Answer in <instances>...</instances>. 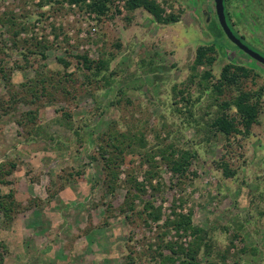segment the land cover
I'll return each instance as SVG.
<instances>
[{
    "label": "rangeland",
    "instance_id": "1",
    "mask_svg": "<svg viewBox=\"0 0 264 264\" xmlns=\"http://www.w3.org/2000/svg\"><path fill=\"white\" fill-rule=\"evenodd\" d=\"M126 1L110 0L109 14L99 18L67 0H0V66L18 91L9 105L13 96L0 81V99L11 106L0 109V164L16 163L2 191H14L21 204L10 221L0 215V254L6 264H182L164 260L174 255L164 244L188 249L196 240L163 227L177 212L192 214L207 234L202 263L264 264V65L218 34L215 0H157L166 14L180 16L169 24L143 8L128 11ZM228 10L235 31L264 54V0H228ZM8 16L27 28L18 45ZM212 43L216 61L198 68L212 70L211 82L228 63L254 70L241 83L260 96L248 133L226 136L211 126L236 87L218 98L191 82L198 47ZM78 55L110 59L108 80L90 74ZM38 75L49 78L47 94L32 103L23 84ZM37 109L36 124L18 123ZM122 133L134 141L116 163L111 191L105 162L117 156L109 143ZM162 141L196 156L181 179L156 154L150 184L145 156ZM135 179L146 184L139 198ZM150 200L162 208L157 222L145 209Z\"/></svg>",
    "mask_w": 264,
    "mask_h": 264
},
{
    "label": "trees",
    "instance_id": "2",
    "mask_svg": "<svg viewBox=\"0 0 264 264\" xmlns=\"http://www.w3.org/2000/svg\"><path fill=\"white\" fill-rule=\"evenodd\" d=\"M71 4L78 3L86 7L90 12L96 13L99 18L106 17L110 11V0H67ZM126 8L128 11L133 12L139 8H143L148 11L156 21L169 24L175 23L180 20V16L175 13L166 14L165 9L157 0H127ZM226 11L228 18L232 25L234 26L231 18L230 11L228 10V0H226ZM14 17V16H13ZM13 17H7L4 20L9 23V28L12 34L13 44L18 45L20 43L18 35L21 30H27L26 26L18 28L15 24ZM222 31V32H221ZM224 33L221 26L219 25L218 34L221 35ZM225 34V33H224ZM244 39V37L242 36ZM45 46H39L40 53L42 56H45ZM217 45L212 44H202L198 47L196 51V57L193 65L191 66V82L199 80L200 86L203 90H211L212 94H215L218 98L223 95L226 87H236L239 91V94L232 101H223L219 105L221 109L217 116L213 119L211 126L217 132H221L226 136L232 134H241L248 133L254 123L258 120L259 110H260V96L257 92L245 91L241 87L243 79H246L253 73V69L240 66L235 63H228L223 67L221 75L215 81L211 82L213 78L212 70H206L202 74L198 73V68L200 66H213L216 61ZM27 56V55H26ZM79 63L83 65V68L86 69L93 76H101L105 80L108 78L105 71H108L110 66V59L101 58L100 60H92L87 55H78L77 56ZM64 62L65 66H69V62L61 59ZM103 73V74H102ZM68 75V74H66ZM89 77V76H88ZM47 76H39L30 80L31 86L23 84L25 87V93L28 94L30 91L33 99L32 103H37V100L40 99L41 95L47 94V87L45 86L48 81ZM5 81V86L7 87V93L9 96H13L8 101L9 105H12L11 99H15L17 92L15 89L12 91L11 86V74L7 70L5 65L0 66V81ZM61 79H57V83ZM108 80V79H107ZM195 81V82H196ZM61 86V84H57ZM41 88V90H40ZM24 90V89H23ZM7 95V97H9ZM14 101V100H13ZM7 99H0V109H3L4 112H7L11 106H7ZM232 108L236 109L235 114L231 113ZM37 110H29L24 114L27 117L26 120H18V123L23 127L25 125L36 124V119L38 117ZM23 116V117H24ZM144 140V143L148 144L144 136L141 137ZM134 138L133 136H127L126 134H116L113 139L110 140V146L113 148V152L117 154L116 157L112 156L106 160L104 159L105 167L107 169V176L109 183L107 187L114 191L119 179V174L116 172V163L119 161L120 156L125 152L130 150L133 146ZM153 150L150 154L146 153L145 160L149 163V170L147 171V176L145 181L152 184L153 179L157 176L158 171L154 169L153 158L157 154L167 162L170 170L174 175L179 176L181 179L187 177L190 166L196 156L195 152L186 149H180L175 147L174 144H166L165 141H162V144H156L152 147ZM16 168V163L10 162L0 164V215H3V218L7 221H10L16 212L21 209V204H19L15 198V192L10 190L8 193L2 191V186L9 183L8 176L12 175L13 170ZM225 173L227 175L233 174L231 170L225 168ZM133 189L136 188L137 192L133 195L134 198H139L142 194L146 193V184L144 182H138L136 179L133 180ZM131 190V189H130ZM131 192V191H130ZM135 200L132 199L129 207L135 209ZM145 209L149 211V216L155 221H159L162 215V208L156 207L154 201H146ZM174 219H167L163 227L176 230H184L186 232H192L196 236L194 245L188 249L184 248L182 245L178 246V249L175 250L174 246L171 244H164V246L171 248L173 256H168L164 260L174 261L177 259L181 260L182 264H216L215 262H205L202 263L199 260V252L205 244L206 235L205 230L199 227L194 226L192 220V214H184L175 212ZM1 218V217H0ZM207 244V243H206ZM205 244V245H206ZM177 255V257H176ZM0 264L5 263V257L3 254H0Z\"/></svg>",
    "mask_w": 264,
    "mask_h": 264
},
{
    "label": "water",
    "instance_id": "3",
    "mask_svg": "<svg viewBox=\"0 0 264 264\" xmlns=\"http://www.w3.org/2000/svg\"><path fill=\"white\" fill-rule=\"evenodd\" d=\"M216 15L220 26L224 31L226 37L234 43L238 49L244 51L253 59L264 64V54L253 48L235 31L234 26L230 22L226 11V0H215Z\"/></svg>",
    "mask_w": 264,
    "mask_h": 264
},
{
    "label": "flooded vegetation",
    "instance_id": "4",
    "mask_svg": "<svg viewBox=\"0 0 264 264\" xmlns=\"http://www.w3.org/2000/svg\"><path fill=\"white\" fill-rule=\"evenodd\" d=\"M242 37V36H241ZM243 39V38H242ZM245 42H246V40L245 39H243ZM234 44V43H233ZM235 45V44H234ZM236 46V45H235ZM237 47V46H236ZM240 50V49H239ZM242 51V50H241ZM252 58V57H251ZM255 60V59H254ZM257 61V60H256ZM260 63V62H259ZM262 64V63H261ZM264 65V64H263Z\"/></svg>",
    "mask_w": 264,
    "mask_h": 264
}]
</instances>
